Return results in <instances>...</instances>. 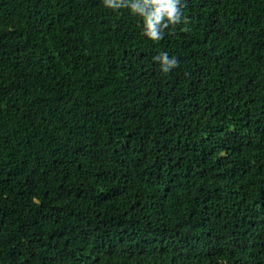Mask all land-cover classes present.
I'll return each instance as SVG.
<instances>
[{"label": "trees", "instance_id": "16d2710c", "mask_svg": "<svg viewBox=\"0 0 264 264\" xmlns=\"http://www.w3.org/2000/svg\"><path fill=\"white\" fill-rule=\"evenodd\" d=\"M182 2L0 0V264H264V0Z\"/></svg>", "mask_w": 264, "mask_h": 264}, {"label": "clouds", "instance_id": "9594fccd", "mask_svg": "<svg viewBox=\"0 0 264 264\" xmlns=\"http://www.w3.org/2000/svg\"><path fill=\"white\" fill-rule=\"evenodd\" d=\"M103 5L114 12L127 9L133 16L139 17L143 23L141 34L153 42L163 40L166 30L188 23L184 16L187 5L182 0H103ZM153 61L160 65L164 74L179 66L177 58L169 57L167 53L154 56Z\"/></svg>", "mask_w": 264, "mask_h": 264}]
</instances>
